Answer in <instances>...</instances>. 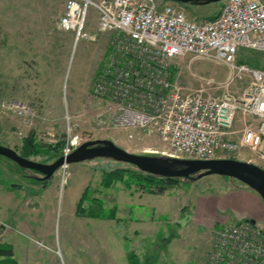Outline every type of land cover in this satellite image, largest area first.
I'll return each mask as SVG.
<instances>
[{
  "label": "rangeland",
  "instance_id": "rangeland-1",
  "mask_svg": "<svg viewBox=\"0 0 264 264\" xmlns=\"http://www.w3.org/2000/svg\"><path fill=\"white\" fill-rule=\"evenodd\" d=\"M170 3L204 19L224 1ZM63 12V0H0V143L19 152L32 135L45 146L61 142L64 152L72 143L108 139L132 153L166 155L158 136L129 139L105 116L104 101L91 94L110 39L98 29L96 8L86 26L90 37L77 43L72 31L58 28ZM237 62L264 70V52L241 49ZM177 65L184 86L198 89L211 80V95H240L250 82L202 57L185 56ZM52 153L30 158L51 163ZM224 158L261 162L246 148ZM129 167L95 158L68 164L45 181L0 155V242L14 250L12 262L0 257V264H131L129 255L139 264H218L210 258L217 227L249 220L264 230V219L248 217L256 209L241 193L253 190L235 178H184L160 194L123 182L126 173L103 184L105 173ZM102 211L108 216L91 215Z\"/></svg>",
  "mask_w": 264,
  "mask_h": 264
},
{
  "label": "built area",
  "instance_id": "built-area-1",
  "mask_svg": "<svg viewBox=\"0 0 264 264\" xmlns=\"http://www.w3.org/2000/svg\"><path fill=\"white\" fill-rule=\"evenodd\" d=\"M223 1L215 17L198 19L162 0H63L58 28L72 31L77 43L90 37V9L98 11V29L110 39L91 94L129 139L158 136L166 156L185 159L224 158L246 148L264 169V70L237 62L241 49L264 52V0ZM189 55L224 63L234 77L248 75L249 85L240 95L221 96L206 91L211 80L198 89L184 86L177 60ZM256 225L217 227L212 261L264 264V230Z\"/></svg>",
  "mask_w": 264,
  "mask_h": 264
},
{
  "label": "water",
  "instance_id": "water-1",
  "mask_svg": "<svg viewBox=\"0 0 264 264\" xmlns=\"http://www.w3.org/2000/svg\"><path fill=\"white\" fill-rule=\"evenodd\" d=\"M184 5H201L221 0H165ZM0 155L16 162L21 168L40 172L48 181L65 163L83 162L95 158H109L131 164L141 171L171 178L188 179L193 175L202 178L207 175H221L235 178L255 191L264 201V169L255 163L233 158L210 160L169 158L148 154H136L120 147L112 140L96 139L86 141L68 155H61L51 163L23 157L17 150L0 143ZM16 185H12L14 187Z\"/></svg>",
  "mask_w": 264,
  "mask_h": 264
},
{
  "label": "trees",
  "instance_id": "trees-1",
  "mask_svg": "<svg viewBox=\"0 0 264 264\" xmlns=\"http://www.w3.org/2000/svg\"><path fill=\"white\" fill-rule=\"evenodd\" d=\"M184 5V4H182ZM217 14V13H216ZM216 14L208 16L209 18H213ZM61 144V142H59ZM44 145L41 142L37 141L36 138L32 135H28L25 139H23V143L19 153L26 158H30L31 155H47L49 152H53L51 157L58 158L63 154L61 150V145ZM49 150V151H48ZM50 157V158H51ZM165 157L166 156H162ZM114 161V160H113ZM45 162V161H43ZM117 162V161H116ZM121 163V162H119ZM127 164V163H125ZM130 165L129 168L115 169L109 171L104 174L103 184L108 186L112 181V178H123V174H127V179H123V182H127L129 184H137L142 190L150 192V193H163L169 186L177 184L183 178H171V177H162L158 175H153L144 171H141L137 167ZM196 175L188 179H194ZM103 214L99 213H91V215L103 216L107 217L108 214H105V211H102ZM113 216V215H111ZM14 255L13 247L10 244L0 242V257L4 258L3 261H11ZM129 260L131 264H139L137 257L135 255H129Z\"/></svg>",
  "mask_w": 264,
  "mask_h": 264
},
{
  "label": "crops",
  "instance_id": "crops-1",
  "mask_svg": "<svg viewBox=\"0 0 264 264\" xmlns=\"http://www.w3.org/2000/svg\"><path fill=\"white\" fill-rule=\"evenodd\" d=\"M241 193H244L245 196L247 198H250V200L254 203V206L256 209L255 211L253 210V212L251 213H247L249 214L250 218H253L254 220L255 219H264V202H263V199L258 195H256V192L253 191V193H251L250 191L248 192H241ZM246 215V214H245Z\"/></svg>",
  "mask_w": 264,
  "mask_h": 264
}]
</instances>
